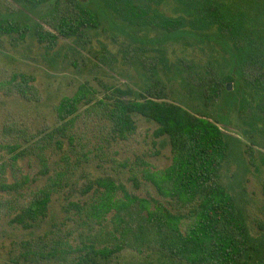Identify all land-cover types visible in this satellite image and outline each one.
<instances>
[{"label": "trees", "instance_id": "trees-1", "mask_svg": "<svg viewBox=\"0 0 264 264\" xmlns=\"http://www.w3.org/2000/svg\"><path fill=\"white\" fill-rule=\"evenodd\" d=\"M0 2L16 7L0 16L4 36L23 39L30 33L51 48L59 38L78 43L88 32L114 29L135 48L125 59L145 71L137 90L104 86L109 94L97 99V92L82 84L61 98L54 108L56 126L45 136L47 145L61 150L67 144L77 164L88 161L75 146L79 111L86 107L88 115L101 117L113 141L132 136L134 117L140 116L156 124L154 138L170 148L167 167L142 170L143 180L165 203L129 193L110 175L81 187L73 184L67 196L85 200H69L67 214L81 229V241L72 244L73 231L54 226L22 243V262L15 263L123 264V253L131 252L137 259L128 264H264V240L251 235L243 203L222 181L233 144L245 147L252 165L255 154L264 165V152L257 150L264 149V0ZM35 14L40 22L30 16ZM146 54L152 66L143 62ZM33 82L26 75L11 78L26 99ZM236 127L247 142L223 131ZM79 143L87 147L82 139ZM36 149L40 174L46 176L43 146ZM64 160L67 169L32 192L11 224L29 230L47 217L53 195L67 186L70 160ZM26 184L27 179L0 183V190L19 193ZM134 186L139 188L136 180ZM97 228L106 241H92Z\"/></svg>", "mask_w": 264, "mask_h": 264}, {"label": "rangeland", "instance_id": "rangeland-1", "mask_svg": "<svg viewBox=\"0 0 264 264\" xmlns=\"http://www.w3.org/2000/svg\"><path fill=\"white\" fill-rule=\"evenodd\" d=\"M12 6L16 8L13 4L0 2V16L7 14ZM30 16L40 22L37 14ZM13 17L18 18L17 15ZM80 40L73 43L59 38L54 46L46 48L30 33L23 39L18 35L0 34V183L11 185L27 179L19 193L0 190V264H17L14 261L18 259L22 262L19 258L22 243L36 240L54 226L73 231L72 244L81 241V229L68 221L67 214L69 200H85L78 194L67 196L73 184L81 187L88 180L110 175L137 197L166 202L151 184L143 180L142 170L146 166L154 170L167 167L170 148L164 140L154 138L156 124L143 117H134L136 131L132 136L127 140L113 141L108 131L102 128L101 117L88 115L86 107L80 108L75 146L78 152L85 153L88 161L82 160L79 164L77 155L69 151L67 144L61 150L54 143L47 145L45 136L56 126L55 106L61 98L71 96L80 85L88 84L97 92V99L109 94L104 86L123 90H137L138 86H143L145 71L125 59L126 54H135L132 52L135 48L128 44L129 40L124 35L114 29L104 32L102 28L97 33L88 32ZM148 53L149 56L156 55ZM143 57L146 65H153L154 61H148L147 54ZM13 75L34 78L28 99L18 94L17 83H11ZM240 128L223 131L247 142L240 134ZM80 139L87 143L84 149ZM37 146H43V155L47 159L49 172L46 176L40 174ZM257 150L264 152V149ZM16 156L18 159L14 163ZM65 156L70 160L67 186L53 195L47 217L29 230L11 224V218L32 192L42 187L48 178L67 169ZM254 157L252 165L245 147L233 144L222 181L234 188L235 196L243 203L251 235L264 240V165L258 154ZM134 180L139 185L138 189ZM97 231L98 228L92 232V241H106L107 236ZM84 233L87 235L89 231ZM122 257L120 262L123 264L137 259L131 252L123 253Z\"/></svg>", "mask_w": 264, "mask_h": 264}, {"label": "water", "instance_id": "water-1", "mask_svg": "<svg viewBox=\"0 0 264 264\" xmlns=\"http://www.w3.org/2000/svg\"><path fill=\"white\" fill-rule=\"evenodd\" d=\"M226 88H227V90H232V84L231 83H228L227 85H226Z\"/></svg>", "mask_w": 264, "mask_h": 264}]
</instances>
